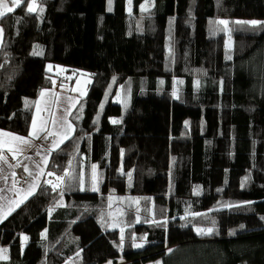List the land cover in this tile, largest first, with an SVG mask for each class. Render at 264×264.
Masks as SVG:
<instances>
[{
    "label": "trees",
    "instance_id": "trees-1",
    "mask_svg": "<svg viewBox=\"0 0 264 264\" xmlns=\"http://www.w3.org/2000/svg\"><path fill=\"white\" fill-rule=\"evenodd\" d=\"M28 2L0 18V130L29 136L48 64L91 83L40 188L0 224V264H264V23H236L264 22V0ZM109 197L124 201L118 227Z\"/></svg>",
    "mask_w": 264,
    "mask_h": 264
},
{
    "label": "snow or ice",
    "instance_id": "snow-or-ice-1",
    "mask_svg": "<svg viewBox=\"0 0 264 264\" xmlns=\"http://www.w3.org/2000/svg\"><path fill=\"white\" fill-rule=\"evenodd\" d=\"M11 3L13 5V7H9L6 0H0V18H3L7 13H12L14 11V7H18L20 6L22 3H24V0H11ZM129 4H131V0H129ZM109 5H111V0H109ZM27 7V11L29 13H33V12H37V3L36 0H29V2L26 4ZM141 9L144 11H147L148 8L146 5H141ZM109 10H111V7H109ZM39 11L42 12V9H39ZM220 24H223L225 26H227L228 22L227 21H219ZM236 23H242V24H247L250 25L252 27H256L261 25L264 22L261 21H256V20H252V21H238ZM2 37H3V28H0V44H2ZM34 55H40L41 53L39 51H36L33 53ZM228 59H231V56H228ZM2 66V65H0ZM49 68H51V65H49ZM113 81H115V77H113ZM78 83V81H77ZM162 83V82H161ZM54 84V82H53ZM199 84V81H197V85ZM75 90V89H73ZM44 93L42 92L41 95H43ZM86 93L82 92L81 95H85ZM53 96H55V93H53ZM69 101H72V97H68L67 98ZM54 103H57V100L53 101ZM75 103H78V101H74L72 103V107L75 106ZM101 108H103V105H101ZM37 111H39V109H37ZM65 111H68V109H66ZM51 123L53 126V129H55L56 124L58 123L55 119H52L51 121H43L41 127L39 128V130L36 129V121L33 120L32 122V131L29 133V137H21L18 135H14L11 133H2V135H8L11 136L13 140L19 142V144L21 146H31L32 145V140L33 139H44V140H48L50 137L53 138L52 139V147L53 149H59L60 145L63 144L66 140L71 139V133L74 131V126L70 123L67 122L66 120H60L59 123L63 128V131H50L47 127L48 123ZM113 123H120V121L118 120H114L112 121ZM23 151V147H20L19 149L16 148H12L9 147L8 151L13 153V157L16 158L15 153L16 151ZM37 155H39V153H37ZM25 159H29L28 157H26ZM8 160L7 157L5 155H3L2 152H0V163L3 164H7ZM22 163V162H21ZM35 168L37 169V171L34 173L33 171H31L29 169V167L27 165H23V171L25 173H27V178H23L25 184L27 185V188H19L16 189L15 185L17 183V181L14 179L13 180V188L16 192L21 194V198L19 199H15V200H11L7 203V206L5 205H0V222H3L4 219L7 218L8 215H10L13 211H15L16 208H18L21 204H23L30 196L35 195L36 194V189L40 188V177L43 176L45 174V167L48 164V157L45 156L43 158L42 164L41 163H35ZM43 165V166H42ZM19 166V165H17ZM9 167H15L12 165H9ZM96 165L92 166V184L90 186V189L93 192H98L99 188L97 186V175H96ZM0 171H2V169H0ZM48 176H53L55 175V173L49 171L47 172ZM12 176L15 177L16 173L13 172ZM127 176L129 178V180H131V172L127 173ZM65 177H70V173L69 172H65L63 175L61 176H56V181L58 182H54L52 180H47L45 181L46 185H50L53 191H56L57 189L60 188L61 184L64 183L65 181ZM248 177H245V181H247ZM83 179L81 178L80 180V191H85L86 189L83 187ZM198 187V186H197ZM2 191V190H0ZM61 196H63V192L61 191L59 193ZM197 195L199 194V191L197 190ZM112 200V197H109V201ZM134 203L139 204V200H135ZM57 206H64L62 203L58 202ZM109 207H111V203H109ZM55 207L53 209H51L50 211H54ZM192 215L194 216H201V215H205L206 214H202V213H193ZM100 222L101 225H105L106 223H108L107 221L104 220L103 215H101L100 218ZM137 222H139V218H137ZM154 223H156L158 226H162L164 224L167 223L166 220L164 221H153ZM213 225L215 224V221H212ZM113 227H115L116 225L113 224ZM197 234H201V235H212L214 232V228H197L196 229ZM41 236L46 238L47 236V230L45 229L44 232L41 233ZM25 240L28 239L27 236L24 237ZM124 228H120V244L117 245L118 247L123 246V242H124ZM135 236L132 237L133 240V246L136 248H140L143 247L142 243H135ZM142 240H146V237H141ZM169 251H171V249H169ZM7 249H0V253H6ZM77 255H79V253H77ZM6 258L3 255H0V259ZM108 264H112L111 261L108 262ZM159 264V262H158Z\"/></svg>",
    "mask_w": 264,
    "mask_h": 264
},
{
    "label": "crops",
    "instance_id": "crops-1",
    "mask_svg": "<svg viewBox=\"0 0 264 264\" xmlns=\"http://www.w3.org/2000/svg\"><path fill=\"white\" fill-rule=\"evenodd\" d=\"M52 77H53V80H55V85L51 89H47L43 91L44 94L40 96L39 101L36 106L34 120L36 121V129L39 130L43 121H51L52 119H55L58 122L56 124L55 129H53V126L50 122L47 124L48 129L50 131H61L62 132L63 128L60 125L59 121L63 119L71 123L70 115L72 111L76 108V106L78 105L80 99H82L83 97L80 94L73 93V90L68 89V87H66L65 90H62V86H61L62 79H60L59 81L60 84L59 83L57 84V75L53 74ZM53 93H55V96H53ZM68 97H72L73 98L72 101H69L67 99ZM54 100H57L58 102L54 103L53 102ZM74 101H78V103H75V106L72 107V103ZM37 109H39V111H37ZM66 109H68V111H65ZM31 131H32V127H31ZM2 133H9V132L0 130V152H2L3 155L7 157V160H8L7 164L0 163V169H2V171H0V190H2L0 191V205L7 206V203L9 201L21 198V194L16 192L13 188L14 179L17 181L15 185L16 189H19L22 187L27 188V185L25 184L24 179H21L17 176L18 172L23 171V165H27L29 169L35 173L37 169L35 168L34 162L42 164L43 158L47 156L48 164H49L52 153L57 149H53L52 147L53 138L51 137L48 140H44L42 138L33 139L32 145L29 147V146H21L19 142L13 140L11 136L2 135ZM72 135H73V132L71 133V136ZM21 137H24V136H21ZM9 147L16 148V149L23 147V151L21 152L17 150L15 153L16 158H14L13 153L8 151ZM37 153H39V155H37ZM26 157H28L29 159H25ZM48 164L44 166L45 174H46V169L48 167ZM9 165H12L15 167H9ZM13 172L16 173L15 177L12 176ZM45 174L40 177V181H39L40 184L43 181ZM25 177L27 178V173H25ZM35 191L37 192L38 189H36ZM32 196H30L25 202H27ZM18 208H16L15 211ZM15 211H13L12 213H14ZM10 215H8L7 218ZM6 219H4L3 222ZM3 222H0V224H2Z\"/></svg>",
    "mask_w": 264,
    "mask_h": 264
},
{
    "label": "rangeland",
    "instance_id": "rangeland-1",
    "mask_svg": "<svg viewBox=\"0 0 264 264\" xmlns=\"http://www.w3.org/2000/svg\"><path fill=\"white\" fill-rule=\"evenodd\" d=\"M6 2H7L9 7H13L11 0H6ZM132 2H133V0H131V4H129V0H127L126 7H127L128 13H132V10H133ZM36 3H37V9H38L37 11H39V8H40L39 0H36ZM16 8L17 7H14V10ZM224 21H227V20H224ZM227 27H228V24H227ZM0 28H1V26H0ZM139 28L142 29V23H139ZM49 65H51V68H49ZM69 70H70V68L66 67L64 65L48 64L46 67L47 72H50V73L57 75V84L59 83L60 79H62V82H61L62 90H65L66 87H68V89H72V90L75 89V90H73V93L81 95V93L84 92L86 94L82 95V97H85L88 93L89 85L91 83L90 72L79 71V73L76 74L75 72H69ZM58 78H59V80H58ZM77 81H78V83H77ZM130 92L131 91L129 88H126V87L120 88L117 96L113 99V103L120 104L124 109H127L129 104H130ZM114 120H116V119H112L111 121H114ZM117 120L120 121V119H118V118H117ZM96 175H97V171H96ZM97 186H98V179H97ZM123 204H124V201L118 197L116 199H112V201H111L110 215L114 218H117V220L115 221L117 223L116 224L117 227L120 226L119 220L122 217V215L124 214ZM115 222H114V224H115ZM25 236L26 235H23L21 238L23 248H25L27 243H28V239L27 240L24 239ZM1 249H7L6 253H1V255L6 257V258H3L1 260H7L9 257V248L3 247ZM119 262L121 263V262H123V260L120 259ZM157 262H159V261H157ZM112 264H114V263L112 262Z\"/></svg>",
    "mask_w": 264,
    "mask_h": 264
},
{
    "label": "built area",
    "instance_id": "built-area-1",
    "mask_svg": "<svg viewBox=\"0 0 264 264\" xmlns=\"http://www.w3.org/2000/svg\"><path fill=\"white\" fill-rule=\"evenodd\" d=\"M17 176H18L19 178H21V179H22V177H23V178H26V177H25V172H23V171L18 172V173H17Z\"/></svg>",
    "mask_w": 264,
    "mask_h": 264
}]
</instances>
